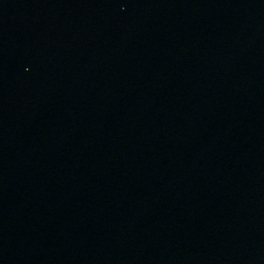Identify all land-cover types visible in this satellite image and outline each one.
Wrapping results in <instances>:
<instances>
[{
  "label": "water",
  "instance_id": "1",
  "mask_svg": "<svg viewBox=\"0 0 264 264\" xmlns=\"http://www.w3.org/2000/svg\"><path fill=\"white\" fill-rule=\"evenodd\" d=\"M0 264H264V0H0Z\"/></svg>",
  "mask_w": 264,
  "mask_h": 264
}]
</instances>
